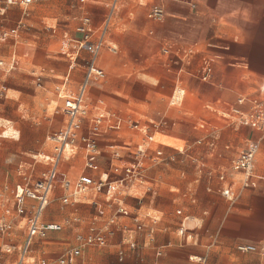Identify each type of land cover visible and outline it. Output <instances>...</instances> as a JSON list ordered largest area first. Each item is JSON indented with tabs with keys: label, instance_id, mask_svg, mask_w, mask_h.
Instances as JSON below:
<instances>
[{
	"label": "crops",
	"instance_id": "crops-1",
	"mask_svg": "<svg viewBox=\"0 0 264 264\" xmlns=\"http://www.w3.org/2000/svg\"><path fill=\"white\" fill-rule=\"evenodd\" d=\"M21 1L0 0L4 10L12 3L22 10L14 27L0 30V44L14 41L9 59L0 60L4 76L17 71L21 36L31 22L30 8L39 0H32L28 6ZM41 1L46 9L41 18L55 19L62 13L77 21L75 32L70 36L65 33L62 47L69 59L57 88L63 114L57 113L48 127L28 129L18 138L0 135L16 144L18 153L37 152L34 163L19 167L22 182H6L0 189L5 193L0 200V225H11L5 232L0 230V264L15 262L27 238L24 216L13 213L15 203L5 189L32 185L54 167L56 143L51 137L69 120L58 90L69 79L78 90L91 59L78 31L86 17L97 32L110 19L105 47L97 61L106 78L92 83L87 92L90 117L116 114L117 119L104 124L95 169L86 167L83 146L76 153L66 152L58 162L49 206L59 204L46 208L42 222L62 229L49 232L46 238L36 237L25 264L29 259L35 261L37 252L38 264L43 260L51 264L44 257L50 247L63 249L54 264H61L64 257L66 264H195V257L202 259L201 264H264V137L255 129L240 127L233 112H249L252 100L264 99V0H122L116 10L114 0ZM155 9L164 12L161 20L149 17ZM205 59L213 61L208 81L200 77ZM18 77L28 78L21 73ZM8 85L19 86L14 80ZM8 85L0 77L1 93L8 92ZM191 92L194 98L189 99ZM11 107L21 115L23 105ZM188 113L187 119L195 120L193 142L176 130L187 122ZM49 132L53 133L47 136ZM178 140L184 144L173 146L171 142ZM250 141L260 144L257 185L245 188L243 172L235 161ZM204 144L210 147L207 160L200 156L199 148ZM139 152L144 154L142 178L119 183L125 176L124 168L141 158ZM179 155L183 161L197 163L196 178L183 187L173 183L178 179L172 174L177 169L171 162ZM37 159L45 162L38 171L41 176L35 179ZM83 175L105 178L111 188L99 194L93 190L79 192L74 182ZM185 175L183 170L180 178ZM228 188L233 196L223 194ZM33 205L35 202L28 200V207ZM68 206L72 211L62 221L59 214ZM121 208L128 215L121 214ZM7 209L12 214H7ZM67 229L72 235L61 240L58 233ZM92 229L106 237L107 245L87 246L80 256L71 258L70 252L79 246L78 236H88ZM181 229L185 230L183 235ZM242 244L256 245L263 252L240 253L237 246Z\"/></svg>",
	"mask_w": 264,
	"mask_h": 264
},
{
	"label": "built area",
	"instance_id": "built-area-1",
	"mask_svg": "<svg viewBox=\"0 0 264 264\" xmlns=\"http://www.w3.org/2000/svg\"><path fill=\"white\" fill-rule=\"evenodd\" d=\"M121 1L122 0H114V10L117 9ZM31 3L32 0L21 1V4L24 6H28ZM149 17L161 20L164 17V12L160 9H155L149 14ZM109 22L110 19H108L106 25L97 32L92 29L90 26V19L86 17L83 18L81 26L78 28V31L83 34L82 47L88 50L91 54V59L86 63L85 77L78 90L74 89V81L71 79L67 80L58 90L60 96L64 99L63 112L68 116L69 120L65 128L51 137V140L56 143L54 167L46 173L43 178L34 182L32 185H19L14 188L7 187L5 189V192L10 194L14 200L15 209L13 213L24 216V224L27 229V238L21 248L19 258L12 264L26 263L28 254L36 237L46 238L49 232H58L62 229L60 225L52 223L45 224L42 222V217L50 204L51 196L55 189L57 164L60 159L66 152L76 153L80 146H83L87 153L86 167L91 170L95 169L96 161L99 156V139L102 137L105 129L104 124L107 122L110 123L113 119H117L116 114L90 117V111L86 100L90 85L106 78L105 73L98 68L97 61L101 50L105 47V36L108 31ZM18 30L19 28L13 30L12 34L16 33ZM6 36L7 34L4 35V37ZM96 36L97 40L94 41ZM1 67H4L2 61H0V68ZM213 70V61L211 59H205L200 73L201 79L203 81L210 80ZM250 108L249 112H240L238 110H233V112L236 118L239 119L241 125L257 130L260 132L261 138H263L264 99L252 100ZM112 124H114V122ZM135 126L137 127V125ZM148 140L153 141V137L148 136ZM259 147V141H250L235 161V165L243 172V184L245 188L255 187L257 185L255 168ZM161 155L162 153L158 152V156ZM117 156H119V153ZM139 156L141 158H138L134 166L124 168L125 176L119 183L134 182L142 178L141 169H143L144 166V154L139 152ZM221 179L224 180V176H222ZM70 185V182L66 183L67 187H70ZM106 187L111 188V184L107 179H94L88 175H83L74 182V188L79 192L93 190L99 194L102 193ZM223 194L225 196H233L230 188L223 190ZM4 195V192L0 193V200L4 198ZM28 200L35 202V205L28 207ZM119 212L123 215H128L127 210L123 208H121ZM6 213L12 214V211L7 209ZM9 229H11L10 224L4 223L0 225V230L3 232ZM184 232V229L180 230L182 235ZM77 241L79 242V246L70 252L71 258L80 256L82 248L87 246L107 245L106 237L96 229H92L88 236L79 235ZM237 250L243 254L263 252V249L252 244L238 245ZM67 262L68 259L66 257L60 260L61 264H66ZM192 262L201 264L203 261L195 257L192 258ZM40 264H48V262L43 260Z\"/></svg>",
	"mask_w": 264,
	"mask_h": 264
},
{
	"label": "rangeland",
	"instance_id": "rangeland-1",
	"mask_svg": "<svg viewBox=\"0 0 264 264\" xmlns=\"http://www.w3.org/2000/svg\"><path fill=\"white\" fill-rule=\"evenodd\" d=\"M44 4L45 2L39 0L30 8L29 18L31 22H29V25L27 24V31L21 36V58L17 71L11 72L7 76L2 75L0 72L1 79L7 85L12 80L18 81L19 84V86L15 87L8 85L10 87L8 92L7 90H3L2 93L0 91V135L3 134L5 137L14 136L18 138L19 134L22 136L28 129L41 130L50 125L51 119H55L57 113H62V101L57 96V88L63 80L66 65L69 62V59L63 54L62 47L63 41L65 40V33L68 32L69 36L73 34L77 21H74L73 16L69 17L62 13L55 19L48 17L41 18L40 13L46 10ZM51 8L55 9L57 7ZM21 14L22 10L17 3H12L7 10H4V5L0 3V30H8L14 27ZM13 42L11 40L5 44H0V60L9 59ZM108 56L111 57L110 55ZM150 63L151 61L145 65L147 66ZM21 68H25V70ZM20 73L25 74L28 78L26 80H20L18 77ZM188 95L189 99L194 98L192 92L188 93ZM13 104L23 105V111H20L21 115L14 110V107H11ZM193 107L194 104H192ZM42 108H45V110L41 111ZM172 108L177 111L179 110L177 107ZM190 114L185 115L187 122L181 123L180 127H177L176 130L179 129L181 134L193 142L196 135L193 132L195 120L193 118L190 120L187 119ZM237 120L239 124V119ZM239 126L242 127L243 125L240 124ZM52 133L49 132L47 136ZM171 143L175 147H181L184 144V142L179 140ZM198 146L196 145V147ZM200 146V156H203L207 160L210 147L206 144ZM35 153L37 152L30 154L18 153L16 144L0 137V189L6 182L12 185L22 182V177L19 176V167L22 165L23 168H28L29 163H34L33 155ZM37 161L36 171L33 174V178L35 179L41 176L38 171L44 167L43 164L45 162L41 159H37ZM196 164L190 159L183 161L181 155L176 157V160L171 162V166L177 169L172 174L178 180H174L173 183L183 187L185 184L194 181L197 176L195 173ZM183 170L186 171V175L181 179L180 175ZM240 178L241 176L238 179ZM261 188H264V182ZM173 194L175 195L177 193L174 192ZM53 204L59 203L52 202L49 207L51 208ZM1 211L2 208H0V214H2ZM71 211V207H65L63 214H59L61 220L66 219ZM58 234L61 240H65L68 236L72 235L69 229ZM3 237L8 238L7 235H3ZM51 238L55 239L54 237ZM62 251L63 249L59 250L50 247L44 257L49 258L51 264H54V260L61 255ZM38 254L39 252L36 254L37 258H35V261L29 259L28 264H38Z\"/></svg>",
	"mask_w": 264,
	"mask_h": 264
},
{
	"label": "snow or ice",
	"instance_id": "snow-or-ice-1",
	"mask_svg": "<svg viewBox=\"0 0 264 264\" xmlns=\"http://www.w3.org/2000/svg\"><path fill=\"white\" fill-rule=\"evenodd\" d=\"M153 83H155V81H153Z\"/></svg>",
	"mask_w": 264,
	"mask_h": 264
}]
</instances>
